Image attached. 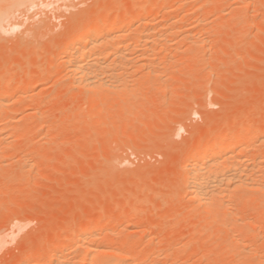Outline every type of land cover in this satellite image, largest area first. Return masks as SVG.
<instances>
[{
    "label": "rangeland",
    "instance_id": "rangeland-1",
    "mask_svg": "<svg viewBox=\"0 0 264 264\" xmlns=\"http://www.w3.org/2000/svg\"><path fill=\"white\" fill-rule=\"evenodd\" d=\"M100 1L104 5V1L108 0H41L33 7L22 9L24 11L20 10L21 13L18 11L14 16L15 19L13 17L11 22L5 23L3 26V29H6L4 30L6 34L3 33L5 36L1 33L3 31L1 28L0 82L5 83L10 80L15 84H20L22 87L20 94L22 93L21 95L25 98L16 99L17 101L13 99L14 103L11 102L13 111L21 107V113L20 110L19 113L15 111L14 116L10 114V119L5 120L0 117L3 119L0 121L1 128L8 123H11L12 127L17 126L13 125L12 117H14L13 120L16 118L15 123L22 128V130L20 128L22 134L18 133V136L13 137L6 134L8 130L11 131L9 124L7 126L9 129L5 127L7 131L2 130L4 134L11 137L13 143L9 140L11 145L8 144L7 147L4 144L6 149L4 146L0 147V155H2L0 156V264H14L27 256L48 259L53 253L46 246L50 241L54 238L61 239L63 235L70 232L75 233L79 229V224L82 226L85 224L82 222L90 218L102 220L105 224L111 222L108 226H114L116 229L113 236L110 234L111 238L101 235L104 228L101 229L102 231L98 230L100 231L98 234L99 237L112 240L113 244H119L134 237L131 231H137L136 236L144 238L142 244L144 246H141L143 259L141 258L139 263L133 261L136 263L132 264H152L156 260V262L162 260L157 264H264V221L262 220L264 210L262 213L253 210V213L251 211L253 207H248L257 199L259 200H257V205L259 202L262 203L261 200L264 198L260 199L259 194L258 196L253 195V199L242 197L243 200H239L240 197L236 196L239 194L228 196L226 202L227 206L230 204V209H233L229 211L234 214L232 220L234 222L238 220V222H235V225L234 223L233 225L227 222L221 223L220 227L219 224L210 225V229L207 227L202 230L204 220L195 216L198 205L184 208L183 201L188 199L186 198L188 195L185 196V194H189V189L187 191L184 186H179L180 165L184 161L183 154L185 156L195 147L200 140L199 137L206 135L204 139L209 136L215 138L225 128L233 127L231 130L239 131L245 129L247 124L258 128L260 135H264V125H262L264 122V0H255L256 3L253 0H247V2L250 1L248 5L243 4L246 0H225V4L220 3V10H218L219 6L212 10V5L209 6L210 4L205 0H197V2L184 0L176 6L175 15L164 13L161 10L155 17L157 20L154 19V21L157 24L161 23L160 26L163 25L169 30L163 34L166 37L156 31L155 36L159 38V42H155L156 39L147 48L151 52L156 48L160 49L161 46V51L158 50V54H163L161 60L158 61L160 56H156V50L152 52L157 57L155 60L158 64L160 63V66L154 64L155 60L150 64L147 63L148 66L147 64L142 66L143 69L144 66L147 67L148 74L152 73L154 65L158 67L155 69H161L156 71L158 73L153 72L157 74L156 76L159 71L165 74L164 76L162 73L163 77H161L162 74H159L160 78L157 77L158 81L162 80L158 82V87L156 83H154V88L152 83L151 85L148 83L150 80L157 82L152 78L149 81L146 78L148 82L143 84L141 74V77L139 76L141 80L140 78L138 80L146 85L148 90L143 88V85H138L144 91L140 94L138 83L133 81L135 76H132V81L138 88H130L137 91L136 95L133 94L134 97L130 99V103H134L137 112L134 111L127 115L128 106L124 103L122 108L124 110L127 106L124 110L126 113L122 114L124 111H121L120 105L117 104L118 107L115 106L117 112L113 110V115L111 113L106 115L107 117L110 114L109 118L107 117L108 120L99 124L83 125L76 123L80 112H76L78 109H75V104L79 105L76 101H80L77 98L70 100L71 96L73 98L72 88L68 80L63 79L61 82V77L64 75L62 70L56 72L53 69L57 74H53L52 70V73H49L51 75H43L42 80H37L40 77L32 79L29 86L26 85L27 73L35 71L34 74L41 75V72L50 66L51 57L53 63H56L59 47L66 41L72 25L76 22L84 25L94 8L100 10L103 8ZM124 1H120L121 5L130 4V0ZM143 1L141 0V3ZM161 4L160 1L159 6ZM240 5L246 6L245 14L241 12V16H244L241 17L242 19L236 16L235 13L238 11L234 12L238 6L241 7ZM233 8L235 9L232 10ZM193 9L199 10V15H197L199 17L194 14L190 16ZM115 13L116 11L113 10L111 16H115ZM134 15L132 13L127 19L133 20ZM219 20L225 23L224 26L227 25L221 26L223 23L220 24ZM243 20L249 22L248 26L242 24ZM30 24H34V27ZM209 25L212 27L210 28ZM40 26L46 27L48 31L46 32ZM221 27L224 29L218 30ZM206 29L209 30L204 31ZM28 30H33L32 35ZM170 30L174 34L167 36ZM175 30L180 31L179 36ZM134 31L131 32L132 34L127 33L130 36H126V41L128 37H134ZM25 33L29 38L24 35ZM129 38L128 43L131 41ZM191 40H198L200 48L196 44H194L195 48L190 47ZM159 43L163 45L159 46ZM139 45H133V48L137 49ZM34 46L37 48V56L34 59L36 63L32 60L31 64H23L24 55L30 53ZM141 46L138 49L143 48ZM131 47L128 49L132 50ZM138 49L132 50L133 54L130 52L135 56L136 51L133 61L135 63ZM131 61H125V67ZM138 62L133 63L134 66H141ZM149 65H152L151 71H149ZM129 67L126 68L128 72L132 70L138 78L137 75L140 74V70L137 72L138 67L135 66L136 70ZM142 67L141 70H143ZM145 71L141 72L147 74ZM196 74L198 75L195 76ZM189 77L192 78L189 79ZM133 82L129 83L132 85ZM215 89H217L216 94L219 93L218 96L214 92ZM58 90H62L61 95ZM69 93L72 95H68ZM37 102L39 106L42 104V108L39 107L41 115H36L34 119L28 118L29 112L34 111L32 106ZM16 105L18 109L15 108ZM130 106L129 108H134ZM16 113H18L17 117H15ZM114 114L116 118L114 117L113 122L110 118L112 116L113 119ZM226 124H229L228 127H224ZM10 131L8 133H11ZM254 143L255 146L259 144L257 148L262 147L258 141ZM243 158L242 161L245 163L246 159L252 161V159L244 158L243 160ZM250 162L248 165H251ZM230 199L233 202L227 201ZM250 199L254 203L251 201L249 203ZM244 202L248 205L244 206ZM244 207L250 215L252 212L251 216L248 211L244 212ZM129 213L138 217L135 225L132 226L133 230L132 228L124 230L121 224ZM222 213L223 216L226 215L224 218L229 217L225 211ZM248 220L251 221L250 226L247 225ZM247 231L253 235L249 240L246 238ZM103 232L107 233L105 229ZM228 239L229 242L233 241L229 243ZM37 245H40V250L37 249ZM154 251L162 253L159 255L161 259L158 260L159 257L156 256L155 260ZM78 262L74 263L79 264Z\"/></svg>",
    "mask_w": 264,
    "mask_h": 264
},
{
    "label": "bare ground",
    "instance_id": "bare-ground-1",
    "mask_svg": "<svg viewBox=\"0 0 264 264\" xmlns=\"http://www.w3.org/2000/svg\"><path fill=\"white\" fill-rule=\"evenodd\" d=\"M39 1H41V0H0V31L3 29V26H4L5 23H9V22L12 21V18L15 15H17L16 13L18 11L21 13L22 11L26 10L25 8H30V7L35 6L36 4H38ZM120 1L121 0H108V1H104V5L100 1V5L102 4L103 8L101 10L94 8V10H92V12H91V14L89 16L88 21L85 22L84 25H82V24H80L78 22H76V23H74L72 25L71 29L69 30L68 36L66 38V41L59 47L58 60L56 59L57 60L56 63H53V58L51 57L49 59V61H52L50 63V66H48V67L46 66L47 69H44L41 72V75L40 74L39 75L34 74L35 71L32 72V73L31 72L27 73L26 85L29 86L28 84L30 83V81H32V79H36L37 77H40V78H37V80L38 79L42 80L41 77L43 75H45V74L52 73L53 69H55L56 72L58 70H62L61 72H63L62 74H64V75H63V77H61L62 78L61 82H63V79L68 80V82H70V87L72 88L71 92L73 94V98L71 96L70 100L73 101L74 98H77V100L79 99V101H80V102L76 101L77 104L79 103V105L75 104V109H78V110H76V112L78 111V112H80V114L77 115V113L73 110L75 112V115L79 116V118L77 119L78 122H76V123H79V124L81 123L83 125L84 124L85 125H87V124L92 125V123H95V124L98 123L99 124L102 121L104 122L105 120H108V118L110 116V114H109V116H107L108 117L107 118L106 115H108V113H111V115H113L112 114V113H114L113 110L117 109L116 107H118L119 105H120L119 109L120 110L122 109L121 111H124V110L127 109V111H126L127 113L124 111L122 114L126 113L127 115H129V113H134V111L136 113L137 112V110H136L137 107H134V105H133L134 103H130L131 102L130 99L132 98V96L134 97L133 94L136 95L137 91L136 90H132L130 88L131 87L132 88L135 87L133 89H137L139 86H141L143 84H147L145 82H148L149 79H151V78L153 80L154 79L157 80L158 78H160L159 74L163 73V72L161 73L159 71L158 76H156L157 74L156 75L154 74V73H158L156 71L161 70V69H155V68H158V67H156V65H154V64L155 63L158 64V62L155 60L157 58L156 56H160L158 58V61H159V59L161 60V58H162L161 55H163V54L162 53L158 54V53H159V51H161L160 49H162L160 45H163V44L159 43L160 47L159 46L158 47L160 49H157V48L155 49L156 50V53H155L156 56H155V54H153L155 52V50H152L150 52L147 48H148V45L151 42L153 44L154 43L153 41H155L157 39L155 41V42H157L159 40V38L155 36L156 33H157L156 31H158V33L160 32V34L162 33L161 36H165L163 34L164 33L166 34V32H168L169 29L167 30V28H164L163 25H161L162 26L161 27L160 26L161 23L160 24L158 23L159 24L158 25L157 23H155L154 19L157 20V18H155V17L157 16V14L159 12H161V10L164 13H167V14H169V13L170 14L171 13L174 14L175 12H177L175 10L176 6L180 2H182V1L184 2V0H144L142 3H141V0H130V2H129L130 4L128 6H126L127 4L125 6L121 5ZM160 1L162 2L161 6H159ZM190 1H193V2L196 1L197 2V0H190ZM205 1H206V3L210 4L209 6L212 5V10H213V8L215 10V8L217 6H219L218 10H220L221 9L220 5L222 4V2L223 3L225 2V0L224 1L223 0L222 1L221 0H208V1L205 0ZM253 1H255V0H253ZM258 1H260V0H258ZM42 2L45 3V1H42ZM122 2H123V0H122ZM124 2H127V1L125 0ZM248 2H250V1H248ZM248 2L246 0L245 3L243 2V4H247ZM256 2L257 1H255V3ZM230 3L232 4L233 2L231 1ZM243 6L244 5H242L241 7L238 6L239 8L237 7V10H234L235 8L232 9V10H234V12L238 11V13L237 12L235 13L237 17L238 16L240 18L244 17L243 16L245 14V12H244L245 9L244 8H246V6L245 7H243ZM251 7H254V6L252 5ZM22 9H24V10H22ZM20 10H22V11H20ZM113 10L116 11V13H115L116 15L115 16H111ZM241 12L243 13L242 16H241ZM132 13H134L135 15H134L133 20L130 21V20L127 19V17L130 16ZM191 14H194V16L195 15L197 16V15H199V10L198 9H195V10L193 9L190 12V16H191ZM237 14H240V15H237ZM131 17H133V16H131ZM197 17H199V16H197ZM14 19H15V17H14ZM128 21H130V22H128ZM226 21H228V20H226ZM221 22L223 23V21H220V24H221ZM240 22H241V20H240ZM45 24H46V22H45ZM224 24L225 23H223V25L221 24V26H224ZM242 24L244 26H248L249 22H247L246 20L245 21L243 20ZM33 25L30 24V26H33ZM16 26H18V25H16ZM210 26L211 25H209V27ZM14 27H12V28H14ZM40 27L44 28L46 30V27H42V26H40ZM219 27H220V25H219ZM17 28H19V27H17ZM38 29H37V31H38ZM215 29H217V27H215ZM223 29L221 27L218 30H223ZM4 30H6V29H3V31H1L2 34L4 33ZM18 30L19 29H17V31ZM182 30H181V32H183ZM208 30L206 29L204 31H208ZM245 30H243V31H245ZM32 31L33 30H28V32H31V35H32ZM47 31L48 30H46V32ZM132 31L135 32V35H134V37L131 36L132 38L128 37L131 40L128 43V38H127V41H126V36H130V35H127V33L130 32V34H132L131 33ZM171 31L172 30L169 31L170 33H168L167 36H170L171 33L174 34ZM175 31L177 32V34L180 32L178 30H175ZM184 31H186V30H184ZM41 32L42 31H40V33ZM187 32H189V34H190V31L187 30ZM8 33H7V35H8ZM210 33H209V35H210ZM4 34H6V32ZM26 34L27 33H25L24 35H26ZM186 34L188 35V33H186ZM46 35H44V36H46ZM179 35L180 34H178V36ZM154 37H156V38H154ZM27 38H29V37L27 36ZM181 39H183V38H181ZM194 40L193 41L191 40L193 44L191 43V46L190 45L189 46L190 47L193 46V48H195L194 44H196V46L198 48H200V44H199L200 42L198 40H196L198 42V45H197V42L194 41ZM26 41H28V40H26ZM211 41H213V40H211ZM141 42L143 44L142 45L143 48L138 49L139 46H141ZM139 43H140V45H139ZM163 43H164V41H163ZM136 44L139 45L138 48H137L139 50L138 51L139 54L137 53V59L138 60L136 59L135 60L136 63H135L133 61H134V57H136V54H135L136 51L134 53L135 56H133L132 55L133 54L132 50H137V49L133 48V45L136 46ZM130 46H132L131 47L132 50H129ZM187 46H186V48H187ZM144 47L146 49H144ZM167 47H169V46L167 45ZM183 48H184V46H183ZM142 49H143V51L140 52V50H142ZM31 50L32 51L30 53H26L25 52L26 53L25 55L23 53V55H24V63H23V61L21 63H23L25 65H27L28 63L31 64L32 60H33L32 62L36 63V61L34 59L37 56V52H36L37 48L34 46L33 49H31ZM22 51H24V50H22ZM130 52L132 54H130ZM38 53H39V51H38ZM46 57H47V55H46ZM131 57L133 59L132 61H131ZM209 57H210V55H209ZM17 58H19V57H17ZM129 60L131 62L129 63V65L127 63L126 67H125V63L124 62L125 61L128 62ZM154 60L156 62H154ZM137 61H139L138 62L139 65L141 63V66L135 65V66L138 67L137 68L138 69L137 72L140 70V74L138 73L139 75H137L138 78H136V75H135L136 73L132 72V70H131L130 73L132 72L131 73L132 75H130V73L128 72L129 70L126 69L132 63L130 67L133 68V69L135 68V70H136V67L134 66L133 63L137 64ZM172 61H170V62L173 63ZM174 61L176 62V60H174ZM152 62H154V64H152V65H154V68L152 67L154 70L152 71V73L149 72V74H148L147 73L148 72L147 67L144 66V69H143L142 66H143V64H147V63L150 64ZM159 64L157 66H160ZM163 64L165 65V63H163ZM10 65H11V63H10ZM53 65L56 68H54ZM152 65H149V69H150V67ZM171 65H174V64H171ZM147 66H148V64H147ZM141 67H142L143 70H146L145 72L147 74L142 73L143 70H141ZM162 69H165V68H162ZM149 71H151V69ZM53 74H55L54 70H53ZM141 74H142V77L140 76ZM163 74H162V76L161 75L160 76L163 77ZM49 75H51V74H49ZM197 75L198 74H196L195 76H197ZM132 76L133 77L135 76L136 80L134 79L133 81H135L136 84L138 83L137 84V86L139 85L138 87H136L135 82L132 81ZM139 76L141 78H143V80H142L143 84L140 82L141 78ZM164 76H165V74H164ZM192 77H189V79H191ZM139 78H140V80H138ZM146 78H147L148 81L146 80ZM8 80H9V78H8ZM9 81L5 82V83L0 82V83H2V84H0V117L3 118L4 120L7 119V118L10 119V117H9L10 114H12V115L15 114V111L18 112L20 110V113H21V109H20L21 107H18L19 108L18 109L17 105H16L15 108L18 109V110L14 109L15 111H13L12 103H14V101H17L19 99L22 100L23 98H25V97H23L21 95L22 93L20 94V91H21L20 89L22 88V87H20V84L18 85V84L13 83V81H10V82ZM150 81L148 83L149 84L152 83V87L155 86L154 83H156V85H157L156 87H158V84H159L158 82L159 81L161 82L162 80H159V81L157 80V82H155V80L154 81L150 80ZM129 82L130 83L133 82L132 85ZM164 82H165V80H164ZM60 86H62V85H60ZM145 86L146 85H143V88H146L148 90V88L145 87ZM139 88L140 89L138 91L140 92V94L142 92H144V91L141 90L142 87H139ZM58 89H60V88H58ZM62 90H60V91L58 90V92L60 93V92H62ZM65 90H67V89H65ZM216 91H217V89L214 90L215 94L217 93ZM24 93H27V92H24ZM59 93H57V94H59ZM72 94L69 93L68 95H72ZM108 94H109V98H108ZM218 94H216V95L218 96ZM60 95H61V93H60ZM216 95H215V97H216ZM138 97H139V95H138ZM138 97H136V98H138ZM141 97H142V95H141ZM13 99H14V101L12 102ZM38 103L39 102L35 103V105L32 106V107H34L33 108L34 111H33V109H31L33 112H29V114H28L29 117L27 116L28 118L31 117V118L34 119V117L36 115L37 116L39 114L41 115V112H40L41 110L39 111V107H41L42 104L40 103L41 106H39ZM124 103H125V105L128 106V108L125 109V107H127V106H125L124 110H123L122 107L124 106L123 105ZM117 104H118V106H116ZM130 104H131V106H133L135 108V109L133 108L134 110L132 108H129ZM219 105H220V103H219ZM222 105H223V103H222ZM71 107H69V108L70 109L74 108V107H72V108ZM22 111H23V108H22ZM116 112H117V110H115V113ZM18 113H16L15 117H17ZM25 113H28V112H25ZM71 113H73V112H71ZM62 114H65V113H62ZM12 115H11V117H12ZM73 115H74V113H73ZM115 116H116V114H114L113 119H112V116H111L110 119L113 121L116 118ZM13 118L14 117H12L11 121L12 122L14 121L13 125L15 124L17 126H13L12 127V124L8 123L9 126H11L10 127L11 131L10 130H8V131L6 130V129H9V127H7L8 124L3 123L6 126H4V128H1L2 127V125H1V127H0V147L1 148L4 146V144H6L7 147L9 145H11V144H9V142H10L9 140H11V137L9 136L10 137L9 138L7 135H11L13 137L14 135L18 136V133L22 134V132H21L22 128L19 127L18 123H15V122H17V121H15L16 118H15V120H13ZM3 119H0V121H2ZM29 120H31V119H29ZM6 122H10V121H6ZM254 122H255V120H254ZM213 125H215V124H213ZM228 125L226 124V126H224V127H228ZM262 125H264V122H263ZM5 127H7V128L5 129ZM18 127H19V129H18ZM245 127H246L245 129H242V130H239V131L231 130L233 127L231 129L230 128H225V129L221 128L223 130L219 133L220 135L218 134L219 136H217L215 138L214 137L210 138V136H209L208 138L204 139V137H206V135H204V137L202 136V138L204 139L203 140L202 138L199 137L200 140L197 142L195 147L193 146L194 148L192 147L193 149H191L190 152L186 153L185 156L183 154V157H184L183 160L184 161H183V164L180 165V176H179L180 177V181H179L180 183H179V186H181V187L184 186L185 188H187L186 189L187 191L189 189V191H188L189 194H185V196L188 195V197H186L188 199L185 200V198H184L185 201H183L184 202L183 203V207L184 208H186V207L189 208L191 205H194V206L198 205L199 206V209H198V206L196 208L197 209L196 210L197 214H195V216H196V218L198 217V218H200V219L202 218L204 220L202 230H205L207 227L209 228L210 225H216V224L218 225L219 224V227H220L221 223L225 224V222H227L229 224L231 223L232 225L234 223V225H235V222H238V220L236 218H235V220H237V221L234 222V220H232V218L234 219V214H232L233 212H231V213L229 212L230 210L233 211V209H230L231 208L230 204L228 205L229 207L227 206L226 199H227L228 196H231L232 194H234V195L239 194L240 196L239 195H236V196L240 197L239 200H243V199H241L242 197H246L248 199V198L252 197L255 194H257L255 196H258V194H259L261 196V197H259L260 199L264 198L263 197L264 196V179H263L264 178L263 177V175H264V168H263L264 167V163H263V160H264V135L263 136H262V134L260 135V133H259L260 131L258 130V128H254L250 124H247ZM20 128H21V130H20ZM90 128H91V126H90ZM3 129H5V131H7V133H6L7 135L4 134V131H2ZM9 131L11 133H8ZM209 131H210V129H209ZM210 133H209V135H210ZM261 133H262V131H261ZM21 134L19 135V137L21 136ZM14 139H15V137H14ZM256 141H258L262 147L259 146V148H257L259 144L256 143L257 145L255 146L254 142H256ZM11 142H12V140H11ZM55 143H56V141H55ZM252 144L254 146H250ZM251 147L252 148L254 147V148L252 149ZM51 148H50V150H51ZM260 148H262V149H260ZM5 149H6V147H5ZM27 151L29 152L28 149H27ZM37 155H39V154H37ZM241 155H243V156L245 155L246 157H244V158L252 159V161L250 160L251 161L250 162V161H247V159H246V163H245V161H242L243 156L241 158ZM248 155H250V157H248ZM0 156H2V155H0ZM5 157H7V156H5ZM244 158H243V160H244ZM261 158H263V159L261 160ZM249 162L251 163V165H248ZM34 165H35V163H34ZM225 167H228V168H225ZM39 175H41V174H39ZM1 189H4V188H1ZM187 191L185 193H187ZM252 199H253V197H252ZM231 200L232 199L227 200V201L233 202V200L232 201ZM257 200L254 201L255 203L252 202L251 199L248 200L249 203H250V201H251V203H254V204H252V205H250L248 207L249 208L251 206L253 207V208H251V211L253 213H254V211H258L257 213H259V211H260L262 213V211L264 210V200L262 199L261 200L262 203L259 202L258 205H257V203H258L259 200L258 201ZM234 202H235V200H234ZM244 204H245V202H244ZM247 205H248V203L245 204L244 206H247ZM233 208H234V206H233ZM243 209H244V212L248 211V210H246V207H244ZM223 211H225L226 214L229 216V217H225L226 219L224 218V216H226V215L223 216V213H222ZM235 211H237V210H235ZM252 212H251V215H252ZM134 213L136 214V212H134ZM248 213H249V211H248ZM248 213H246V214L248 215ZM135 214H130L129 213L128 216H126V218L124 217L125 219L123 221V224H121V226H122V228L124 230H130L132 228V226L135 225V221H136V219L138 217V216L136 217L137 214L136 215ZM221 214H222V217H221ZM238 215H239V213H238ZM249 215H250V213H249ZM262 215L264 216V212H263ZM230 216H233V217H230ZM244 216H245V214H244ZM235 217H237V216H235ZM246 219H248V218H246ZM262 220L264 221V218H262ZM248 221H249V224H247ZM248 221H246L247 222L246 224L250 226L251 225V223H250L251 221L250 220H248ZM79 223H81V222H79ZM82 223H85V224H83L82 226H80L81 224H79V229L75 233H73V232L67 233L66 235H63L61 237V239L54 238V240L50 241L46 245L53 251L51 256L48 257V259L39 258V257L37 258L36 256L35 257L34 256H30V257L27 256V258L25 257V259L23 258L22 260L18 261L17 263L14 262V264H75L74 262L75 261L78 262V260L82 264H130V261H131V264H132V263H136V262H133V261H138V263H139V262H141L140 260L143 259V256H142L143 255V252H142L143 250H141V246H144V245H142L144 243V238L137 237L136 236L137 231H133V232L131 231L130 233H132L134 235V237H132L131 239L126 238L128 240H124L123 242H121L119 244L117 243L118 244L117 245V244H113L114 242L112 240L110 241V239H108V238H111V235L116 231L114 226H108L111 222L109 224L108 223L105 224V222L102 221V220H97V219L90 218V219H88V221L84 220ZM227 223H226V225H228ZM105 227H107V229ZM103 228L107 232V233H105L106 235L103 232L104 231ZM217 228H218V226H217ZM101 229H103V231ZM139 229H140V227H139ZM98 230L102 231L101 235L110 236V237H108V238L106 237L107 239H104L103 237H99L100 231H98ZM132 230H133V228H132ZM238 233H241V232H238ZM252 237H253L252 233L250 231H247L246 238H248V240H249ZM101 238H103V239H101ZM157 240H158V238H157ZM154 241H155V239H154ZM229 241L230 240L228 239V242ZM161 242H163V241H161ZM231 242H229V243H231ZM236 244H238V243H236ZM153 245H154V243H153ZM218 245H219V243H218ZM236 247H238V246H236ZM38 248L40 250V245H37V249ZM242 249H244V248H242ZM164 250H166V249H164ZM210 253H212V252H210ZM223 253H224V250H223ZM253 253L255 254V252H253ZM161 254L154 251L155 260H156V256L159 257L158 260L161 259L160 258L161 256H159ZM199 256H201V255H199ZM217 256H219V255H217ZM243 257H245V256H243ZM115 258H118L119 260H117ZM156 261L154 263L157 264L159 261H162V260H159L158 262H156ZM80 262H78V263L80 264ZM143 262H145V261H143ZM258 262H259V260H258ZM154 263L152 262V264H154ZM160 263H162V262H160Z\"/></svg>",
    "mask_w": 264,
    "mask_h": 264
}]
</instances>
